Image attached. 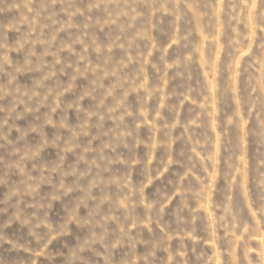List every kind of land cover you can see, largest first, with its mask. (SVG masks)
<instances>
[{"label": "rangeland", "instance_id": "1", "mask_svg": "<svg viewBox=\"0 0 264 264\" xmlns=\"http://www.w3.org/2000/svg\"><path fill=\"white\" fill-rule=\"evenodd\" d=\"M5 207L0 264H264V0H0Z\"/></svg>", "mask_w": 264, "mask_h": 264}, {"label": "clouds", "instance_id": "2", "mask_svg": "<svg viewBox=\"0 0 264 264\" xmlns=\"http://www.w3.org/2000/svg\"><path fill=\"white\" fill-rule=\"evenodd\" d=\"M37 91H33L31 93V96L33 97H36L37 96ZM48 123H52V121L50 120ZM53 199H60V196H56V197H53ZM8 210L7 207L3 208V209H0V211H4L6 212ZM18 219L20 218L19 216L17 217ZM40 220V219H39ZM39 220L36 221V223L32 226V228H30V234H34V230L39 226ZM31 221H26V223H29L30 224Z\"/></svg>", "mask_w": 264, "mask_h": 264}]
</instances>
